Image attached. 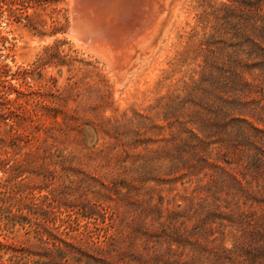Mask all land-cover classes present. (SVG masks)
Segmentation results:
<instances>
[{
	"label": "rangeland",
	"instance_id": "obj_1",
	"mask_svg": "<svg viewBox=\"0 0 264 264\" xmlns=\"http://www.w3.org/2000/svg\"><path fill=\"white\" fill-rule=\"evenodd\" d=\"M173 7L121 72L85 6L0 0V264H264L235 247L264 208V0Z\"/></svg>",
	"mask_w": 264,
	"mask_h": 264
},
{
	"label": "bare ground",
	"instance_id": "obj_2",
	"mask_svg": "<svg viewBox=\"0 0 264 264\" xmlns=\"http://www.w3.org/2000/svg\"><path fill=\"white\" fill-rule=\"evenodd\" d=\"M73 1L90 10L82 9L80 14L75 11L76 31L79 34L84 31V37L92 40L90 49L104 55L118 71L149 48L159 25L166 22V10L173 9L176 3V0ZM106 27L112 33L106 32Z\"/></svg>",
	"mask_w": 264,
	"mask_h": 264
},
{
	"label": "trees",
	"instance_id": "obj_3",
	"mask_svg": "<svg viewBox=\"0 0 264 264\" xmlns=\"http://www.w3.org/2000/svg\"><path fill=\"white\" fill-rule=\"evenodd\" d=\"M264 161L263 159H259V162ZM258 175L263 174V169H257ZM241 185V183H239ZM255 203L260 204L259 198H264V187L258 188L257 191H247L245 193V197L249 196ZM254 195V196H252ZM240 219H245L247 222V228H245L243 233V242L239 244L236 243V249L240 251H246L253 253L252 256H256L260 252H264V208L259 209V207L255 206L252 202L249 209L241 212ZM200 247V250L208 253L213 260V264H247L241 258H239L236 251H232L230 249H226L223 247H219L212 241L200 240L197 245ZM100 253L103 252V249H99ZM211 263V264H212ZM255 264V263H248Z\"/></svg>",
	"mask_w": 264,
	"mask_h": 264
}]
</instances>
